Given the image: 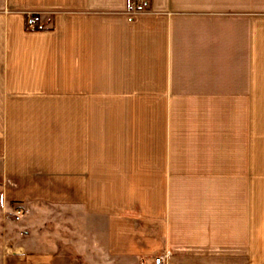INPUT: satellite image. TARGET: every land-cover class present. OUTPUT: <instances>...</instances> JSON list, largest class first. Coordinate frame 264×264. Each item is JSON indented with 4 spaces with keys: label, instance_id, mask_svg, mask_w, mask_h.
<instances>
[{
    "label": "crops",
    "instance_id": "crops-1",
    "mask_svg": "<svg viewBox=\"0 0 264 264\" xmlns=\"http://www.w3.org/2000/svg\"><path fill=\"white\" fill-rule=\"evenodd\" d=\"M130 2L0 0V264H54L13 241L28 222L10 233L41 204L93 221V264H255L264 246L249 155L176 147L202 110L256 108L264 0Z\"/></svg>",
    "mask_w": 264,
    "mask_h": 264
},
{
    "label": "rangeland",
    "instance_id": "rangeland-1",
    "mask_svg": "<svg viewBox=\"0 0 264 264\" xmlns=\"http://www.w3.org/2000/svg\"><path fill=\"white\" fill-rule=\"evenodd\" d=\"M256 108L237 109L224 108L217 110H202L201 116L196 114L190 129L176 135L177 148L190 149H218L235 150L240 154V160L249 155L250 163L254 165V174L249 175L254 184L253 192L256 198L257 235L263 238L264 222V94H256ZM193 117L194 110H177V116ZM190 113H193L190 115ZM202 117V119H201ZM178 118H182L181 116ZM181 122V121H180ZM185 125H183L184 127ZM245 158H244V157ZM245 161V160H244ZM244 165V163H243ZM240 167V194L248 177H244L246 165ZM251 168V164H250ZM29 223L25 227L28 236L18 233L14 242L25 243L28 249H44L53 255L54 264H93L101 259V241L95 237V230L81 211L69 207L55 208L48 204H41L32 212H28L22 222H13L10 233L20 232L21 224ZM255 264H264V246L260 241L256 245ZM237 258V257H236ZM200 260V259H199ZM246 257L237 258L230 255L207 258L208 264H247ZM203 261V260H200ZM198 262L199 261H195Z\"/></svg>",
    "mask_w": 264,
    "mask_h": 264
},
{
    "label": "built area",
    "instance_id": "built-area-1",
    "mask_svg": "<svg viewBox=\"0 0 264 264\" xmlns=\"http://www.w3.org/2000/svg\"><path fill=\"white\" fill-rule=\"evenodd\" d=\"M145 0H131L130 9L133 13H138L143 10ZM25 25L30 29L39 28L36 13H27L25 17ZM23 214V208L20 206L14 207L12 215L14 220H19ZM170 255L168 253H158L153 255L147 264H169Z\"/></svg>",
    "mask_w": 264,
    "mask_h": 264
}]
</instances>
